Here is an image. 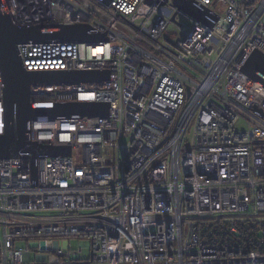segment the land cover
<instances>
[{
  "label": "built area",
  "instance_id": "1",
  "mask_svg": "<svg viewBox=\"0 0 264 264\" xmlns=\"http://www.w3.org/2000/svg\"><path fill=\"white\" fill-rule=\"evenodd\" d=\"M194 1L210 23L180 24L172 0H6L15 25L50 40L18 45L25 70L110 73L35 83L33 108L109 103L110 116H41L32 141L71 156L0 160V264H264V87L243 72L264 52V0ZM58 24L106 40L61 41Z\"/></svg>",
  "mask_w": 264,
  "mask_h": 264
},
{
  "label": "water",
  "instance_id": "2",
  "mask_svg": "<svg viewBox=\"0 0 264 264\" xmlns=\"http://www.w3.org/2000/svg\"><path fill=\"white\" fill-rule=\"evenodd\" d=\"M109 5L112 0H101ZM179 11L198 20L209 22V11L200 7L194 0H172ZM173 20L175 18L173 17ZM210 23V22H209ZM51 35L61 36V41L86 42L106 40L102 34L90 32L87 25L66 26L62 24L50 25ZM48 34L40 27H21L15 25L10 17L6 0H0V75L3 80L4 100V131L0 134V160L28 157L33 164L39 158L71 156V147L53 146L51 144L32 141L29 133L32 121L41 116L55 119L59 114H65L68 118L73 115L96 116L104 118L110 116L109 103L75 102L57 104L50 109L33 108L30 102V88L35 83H62L84 81H109V71H73L53 72L42 74L25 70L18 54V45L29 38L41 37L39 41L48 42ZM243 72L252 80L264 87V52L255 50ZM41 75L48 77L39 78ZM190 95V90H188ZM263 120L264 112L255 111Z\"/></svg>",
  "mask_w": 264,
  "mask_h": 264
},
{
  "label": "rangeland",
  "instance_id": "3",
  "mask_svg": "<svg viewBox=\"0 0 264 264\" xmlns=\"http://www.w3.org/2000/svg\"><path fill=\"white\" fill-rule=\"evenodd\" d=\"M171 13V11H170ZM180 24H190L191 23V19L189 18V16L187 14H185L184 12L179 13V20ZM169 33H173L175 35V38H182V33H180V30L177 29V27L175 25H170L169 27ZM73 157L75 162L79 165L82 164L83 162V157H84V151L82 148H74L73 149ZM37 214L39 215H45V212H37ZM70 244H71V250L73 252H78L80 248H82V252H81V261H88L91 257V248L89 246V244L87 242H82L76 238H72L70 240ZM31 246V243L26 242V241H19L17 242V247L18 248H22V249H26L27 247ZM35 250L34 248H32L33 251V259L35 257ZM52 254V253H49Z\"/></svg>",
  "mask_w": 264,
  "mask_h": 264
},
{
  "label": "bare ground",
  "instance_id": "4",
  "mask_svg": "<svg viewBox=\"0 0 264 264\" xmlns=\"http://www.w3.org/2000/svg\"><path fill=\"white\" fill-rule=\"evenodd\" d=\"M37 132H39V130H38ZM37 132H36V133H37Z\"/></svg>",
  "mask_w": 264,
  "mask_h": 264
}]
</instances>
